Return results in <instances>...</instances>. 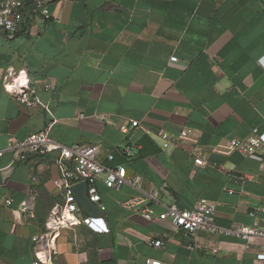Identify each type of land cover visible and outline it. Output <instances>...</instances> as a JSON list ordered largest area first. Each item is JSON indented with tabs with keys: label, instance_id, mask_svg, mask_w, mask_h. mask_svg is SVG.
<instances>
[{
	"label": "crops",
	"instance_id": "0c3cea01",
	"mask_svg": "<svg viewBox=\"0 0 264 264\" xmlns=\"http://www.w3.org/2000/svg\"><path fill=\"white\" fill-rule=\"evenodd\" d=\"M19 1L26 10L43 1L51 18L24 19L13 36L0 30V264H36L32 238L62 201L56 150L12 163L11 143L46 129L62 146L101 145L103 164L123 165L156 194V213L205 199L217 205V227L264 229V146L252 156L224 152L229 139L264 131V0ZM9 69L26 74L49 113L4 91ZM132 120L147 133H122ZM160 130L176 146L162 150ZM94 185L109 232L64 229L46 259L39 254L44 264H263L264 238H189L123 209L139 193L129 185L107 188L102 175Z\"/></svg>",
	"mask_w": 264,
	"mask_h": 264
},
{
	"label": "built area",
	"instance_id": "2783aa9c",
	"mask_svg": "<svg viewBox=\"0 0 264 264\" xmlns=\"http://www.w3.org/2000/svg\"><path fill=\"white\" fill-rule=\"evenodd\" d=\"M50 14L43 5V1H36L31 9L26 10L24 4L19 0H0V30L6 34L15 35L24 19L28 25L34 20H49ZM176 57H170V63H175ZM264 73V61L261 62ZM3 89L13 95L18 103L26 107H39L50 112L47 105H44L36 95L35 89L30 86V82L25 73H15L8 70L4 76ZM49 89V85H45ZM129 126H121L120 131L127 134L131 128L145 129L138 121H130ZM52 123L49 125V127ZM48 127V128H49ZM147 133V131H145ZM182 136L186 131L182 130ZM155 136L161 142L162 150L176 146V139L163 130L158 131ZM264 146V131L259 132L253 129L246 139H229L224 152L237 151L242 155L252 156L259 152ZM10 149L13 151L15 161H25L29 155H47L53 150L58 152L54 165L58 171L57 177L52 181L55 189L62 195V201L56 203L50 210L44 225V231L32 238L34 243L36 264H44L47 252L54 249L56 240L64 229H70L78 225H84L96 233H108L104 219L101 216H86L82 207L76 202L73 194V187L79 183L87 185V196L91 203L95 204L100 212L105 211V206L101 203L99 194L95 187V180L98 176H103V182L107 188H119L121 185H129L137 190L138 195L132 196L122 202L123 209L139 214L147 222H168L176 230L183 231L189 238H194L198 232L211 235H229L242 239L252 236L264 238V229L256 226H234L230 229H221L215 225L216 203L205 199L198 200L191 210L179 209L176 205L167 207L164 211L156 213L150 206V202L156 201V194L152 191L144 192L141 189V180L137 177H128L123 165L103 164L99 158L102 151L101 145H72L69 147L59 145L52 141L48 135V129L40 133H33L22 141L11 143ZM215 151V150H214ZM217 151V150H216ZM220 152V151H218ZM1 156V152H0ZM108 161H113V156L107 157ZM69 162V165L66 164ZM196 166L204 163L201 157L194 159ZM264 170V165L262 166ZM6 205L10 200L5 201ZM27 207L21 206L19 211L25 212ZM264 213V206L258 209ZM251 216L256 215L253 211ZM156 247L161 245L160 240L150 241ZM193 246H190L192 249ZM216 253V249L212 250ZM42 254V258L39 257ZM256 258L264 264V248L257 253ZM146 264H162L160 261L147 260Z\"/></svg>",
	"mask_w": 264,
	"mask_h": 264
},
{
	"label": "water",
	"instance_id": "95a60500",
	"mask_svg": "<svg viewBox=\"0 0 264 264\" xmlns=\"http://www.w3.org/2000/svg\"><path fill=\"white\" fill-rule=\"evenodd\" d=\"M69 165V162H66ZM73 194L76 202L82 207L85 213L92 211L94 214L101 216L100 210L95 204L91 203L87 196V185L85 183H79L73 187Z\"/></svg>",
	"mask_w": 264,
	"mask_h": 264
}]
</instances>
